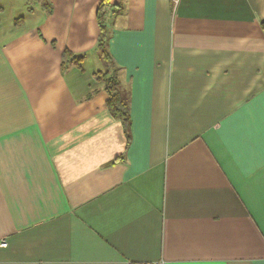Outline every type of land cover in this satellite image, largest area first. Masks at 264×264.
Masks as SVG:
<instances>
[{
	"label": "crops",
	"instance_id": "1",
	"mask_svg": "<svg viewBox=\"0 0 264 264\" xmlns=\"http://www.w3.org/2000/svg\"><path fill=\"white\" fill-rule=\"evenodd\" d=\"M263 22L264 0H0V264H264Z\"/></svg>",
	"mask_w": 264,
	"mask_h": 264
},
{
	"label": "trees",
	"instance_id": "2",
	"mask_svg": "<svg viewBox=\"0 0 264 264\" xmlns=\"http://www.w3.org/2000/svg\"><path fill=\"white\" fill-rule=\"evenodd\" d=\"M101 18V15H100ZM264 30V22L262 23ZM103 32V30H102ZM99 49L101 52L102 58L105 60H110V56L106 50V36L102 34L100 39ZM66 58L71 59L72 61L81 60L80 58L72 56L70 53H66ZM98 80L103 82L104 88L108 93L110 99L108 102V108L111 114L122 121L124 127L126 128V133H129V128L131 125V116H130V98L129 94L122 89L121 82L119 79L118 72L113 70V72H108L106 74L98 75Z\"/></svg>",
	"mask_w": 264,
	"mask_h": 264
},
{
	"label": "built area",
	"instance_id": "3",
	"mask_svg": "<svg viewBox=\"0 0 264 264\" xmlns=\"http://www.w3.org/2000/svg\"><path fill=\"white\" fill-rule=\"evenodd\" d=\"M7 247H8L7 242L0 243V248H7ZM135 264H153V263H135ZM160 264H162V263H160Z\"/></svg>",
	"mask_w": 264,
	"mask_h": 264
},
{
	"label": "rangeland",
	"instance_id": "4",
	"mask_svg": "<svg viewBox=\"0 0 264 264\" xmlns=\"http://www.w3.org/2000/svg\"><path fill=\"white\" fill-rule=\"evenodd\" d=\"M103 69L102 70H107L109 69V64L107 62H103Z\"/></svg>",
	"mask_w": 264,
	"mask_h": 264
}]
</instances>
